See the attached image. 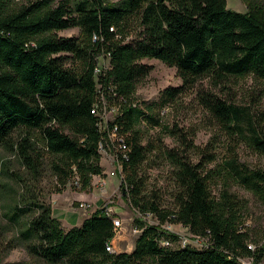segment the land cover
<instances>
[{
	"label": "trees",
	"instance_id": "1",
	"mask_svg": "<svg viewBox=\"0 0 264 264\" xmlns=\"http://www.w3.org/2000/svg\"><path fill=\"white\" fill-rule=\"evenodd\" d=\"M243 2L246 13L228 9L227 0H0V148L16 153L32 178L18 179L21 191L6 215L17 226L16 237L7 241L6 229L0 231L6 254L22 246L42 264L264 263V233L253 238L246 205L231 191L238 184L264 204V170H251L236 157L209 169L213 153L177 125H165L164 111L136 97L138 83L153 70L144 60L175 68L183 81L162 91L164 104L204 79L217 86L248 76L264 82V0ZM70 29H79V36L57 34ZM103 58L109 68L97 76ZM199 99L233 140H247L264 157V110L210 92ZM103 101L118 109L107 131L100 127ZM146 127L159 132L148 137ZM112 131L124 146L118 174L125 198L141 216L131 253L112 251L118 227L106 209L67 230L37 187L48 172L54 194L76 178L80 190H88L95 176H103L100 144ZM164 136L176 147L167 148ZM156 158L172 170L176 191L169 202L149 189L147 172ZM148 215L158 225L143 221ZM167 224L208 238L210 245L174 248L179 238L163 229Z\"/></svg>",
	"mask_w": 264,
	"mask_h": 264
},
{
	"label": "rangeland",
	"instance_id": "2",
	"mask_svg": "<svg viewBox=\"0 0 264 264\" xmlns=\"http://www.w3.org/2000/svg\"><path fill=\"white\" fill-rule=\"evenodd\" d=\"M26 1L19 0V3ZM109 1L120 5L124 0ZM227 6L228 9L235 12H247L243 0H227ZM57 34L59 37L65 38L77 37L80 31L79 29H70L60 31ZM143 63L151 65L153 70L147 78L138 83L136 97L146 106L156 105V111L161 115L164 111L163 121L165 125H177L190 137L193 144L213 153L216 156V161L208 166L209 169L221 168L224 166L225 161L236 157L239 162L245 164L251 170H264V157L257 154L247 140L241 138H234L233 140L226 130L217 123L213 115L201 104L199 99L202 92H210L229 103L254 107L261 112L264 110L263 81L254 76H248L243 79H231L230 82L217 86L215 82L204 79L188 94L177 98L174 102L164 104L161 99L162 91L168 88L181 87L183 84L182 79L178 76L175 68L168 67L158 60H144ZM100 64L104 65L102 59ZM116 114L117 112L109 113V121L113 120ZM144 131L148 132L147 136L150 137L156 136L159 129L146 127ZM163 141L169 149L176 147L175 140L170 136H164ZM101 156L103 176H95L88 190H80V186L75 185L72 181L63 193L54 194L51 192L53 190L52 178L48 172L43 173L42 181L37 187L47 198L48 203L52 205L53 215L55 214L63 222L64 227L74 226V223L70 221L72 217L76 218L78 216L82 220V218L91 216L100 208L107 209L110 216L114 217L117 227L119 225L116 237L112 241V251L131 253L141 234V231L136 227V220L141 216L133 210L129 201L125 198L122 177L117 172L113 156L105 153H102ZM147 173L149 189H158L169 202L171 195L176 191L171 168L156 158L154 168L149 169ZM20 177L25 178L27 181L32 180L31 175L22 166L17 154L5 148H0V231L6 229L7 241L12 240L18 233L17 226L12 225L6 215L9 213V207L14 205L16 192L21 191L18 181ZM219 189L220 186H215V195L218 194ZM231 191L246 205L243 216L246 226L251 229L253 238L261 239L260 234L264 233V204L251 191L238 184L232 183ZM81 203L92 205V208L85 210L81 208ZM143 221L151 225H158L157 219L152 215L146 216ZM163 229H168L167 231L172 234H191L188 229L181 225L167 224L163 226ZM255 235L257 236L255 237ZM1 243H3V240ZM185 246L192 245H178L177 243L174 248ZM192 247L203 248L205 245ZM0 251V264H42L31 257L22 246L10 250L8 254L5 252V246H0ZM4 255L8 256L5 257ZM245 262L248 263L247 260Z\"/></svg>",
	"mask_w": 264,
	"mask_h": 264
},
{
	"label": "built area",
	"instance_id": "3",
	"mask_svg": "<svg viewBox=\"0 0 264 264\" xmlns=\"http://www.w3.org/2000/svg\"><path fill=\"white\" fill-rule=\"evenodd\" d=\"M102 60L104 61V65L99 64V71H97V76L101 75L105 70H107L109 68L108 59L103 58ZM96 110H98V108ZM100 111H101V119H102V122L100 124L101 130L107 131L108 123H109L108 114L109 113L113 114L114 112H117L118 109L117 108L108 109L106 102L103 101V108H102V110L100 109ZM108 139L109 140L105 141L104 144L103 143L100 144V150H102V153H105L106 155L111 154L113 156L114 162L117 166V172L118 171L122 172V163L124 162V146H119L118 139L115 138L113 131L108 136ZM74 183H75V185L79 186V179L76 178ZM81 208L88 210V209L92 208V205H84V203H81ZM107 213L110 214V212L108 210H107ZM118 228H119V225H118ZM176 235L179 238V240L177 242L178 245L179 244H186V245H192V246L210 245L208 238H204V237L193 235V234H189V235L176 234ZM161 244L165 247H172L173 246V243H171L168 240H163L161 242ZM248 248L251 251H255L256 246L254 244L250 243L248 245ZM246 260L248 261V263L245 262ZM239 261L242 264H252L253 259H240Z\"/></svg>",
	"mask_w": 264,
	"mask_h": 264
},
{
	"label": "crops",
	"instance_id": "4",
	"mask_svg": "<svg viewBox=\"0 0 264 264\" xmlns=\"http://www.w3.org/2000/svg\"><path fill=\"white\" fill-rule=\"evenodd\" d=\"M80 210H81V209H80ZM53 212H54V211H53ZM76 215H77V214H76ZM54 216H55V214H54ZM55 218H57V217L55 216ZM85 218H87V217L85 216V217L82 218V220H81V219H79L78 216H77L76 218L72 217L70 221H71L72 223H74V224H73L74 226L72 225L73 227H78L77 225L80 226V225L83 223V221H84ZM57 219H58V218H57ZM58 220H59V219H58ZM61 223H62V226H63V222H62V221H61ZM63 227H64V226H63ZM73 227L69 226V227H64V228L67 229V230H69V229H71V228H73Z\"/></svg>",
	"mask_w": 264,
	"mask_h": 264
},
{
	"label": "water",
	"instance_id": "5",
	"mask_svg": "<svg viewBox=\"0 0 264 264\" xmlns=\"http://www.w3.org/2000/svg\"><path fill=\"white\" fill-rule=\"evenodd\" d=\"M123 193H124V195H126V192H125V190H124V192H123Z\"/></svg>",
	"mask_w": 264,
	"mask_h": 264
}]
</instances>
